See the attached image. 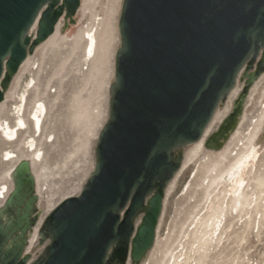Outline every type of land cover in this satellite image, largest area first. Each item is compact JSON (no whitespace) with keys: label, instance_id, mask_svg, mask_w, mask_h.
Here are the masks:
<instances>
[{"label":"water","instance_id":"95a60500","mask_svg":"<svg viewBox=\"0 0 264 264\" xmlns=\"http://www.w3.org/2000/svg\"><path fill=\"white\" fill-rule=\"evenodd\" d=\"M79 6L80 0H0V103L27 56L59 18L75 24ZM117 27L93 172L79 195L45 218L39 236L49 242L29 263L26 234L38 198L31 165L21 160L0 209V264H140L181 165L173 152L200 140L238 77L247 92L264 73V0H123Z\"/></svg>","mask_w":264,"mask_h":264},{"label":"rangeland","instance_id":"374dc122","mask_svg":"<svg viewBox=\"0 0 264 264\" xmlns=\"http://www.w3.org/2000/svg\"><path fill=\"white\" fill-rule=\"evenodd\" d=\"M122 1L81 0L76 25L66 29L63 19L61 26L69 31L39 45L10 82L0 121L13 126L23 117L28 129L20 130L15 142L0 135V205L2 189L10 187L8 173L23 159L33 162L35 155L32 172L44 220L61 201L80 194L93 172L94 148L108 117ZM80 32L95 35L93 54L86 39H74ZM236 86L220 102L206 142L222 134L219 127L244 86L239 77ZM245 96L235 125L220 139L221 148L182 147L184 168L165 190L153 247L140 264H264V149L240 181H229L227 174L263 134L264 73ZM39 106L44 107L41 130L34 132L29 118ZM6 152L13 154L9 161ZM48 242L37 243L29 263L41 257Z\"/></svg>","mask_w":264,"mask_h":264},{"label":"bare ground","instance_id":"6f19581e","mask_svg":"<svg viewBox=\"0 0 264 264\" xmlns=\"http://www.w3.org/2000/svg\"><path fill=\"white\" fill-rule=\"evenodd\" d=\"M80 2H81V0H80ZM118 2V1H117ZM116 3V2H115ZM119 3V2H118ZM118 5V4H117ZM80 8H81V5L79 6V9L77 10L78 12H77V14L79 13V10H80ZM113 8V7H112ZM118 8V7H117ZM109 9H111V8H109ZM114 11V10H113ZM108 23V22H107ZM64 24L66 25V26H68V21H66L65 22V20H64ZM74 25H76V23L75 24H73V26ZM61 26V25H60ZM59 26V27H60ZM59 27H58V29L56 28L55 29V31H54V33L52 34V35H50L44 42H47V41H50L54 36H63V35H65L68 31L66 30V31H62V33H61V27H60V29H59ZM70 27V26H69ZM87 32V31H86ZM105 32V31H104ZM106 33V32H105ZM108 33V32H107ZM91 34V33H90ZM89 33H79V34H77L76 33V35H75V38L74 39H76V40H82V39H86L88 42H87V51L89 52V54H93L94 53V47H95V44H96V41L97 40H95V35H93V34H91L90 35ZM105 35V34H104ZM108 37V36H107ZM105 39V38H104ZM53 40V39H52ZM109 40V39H108ZM43 42V43H44ZM50 43V42H49ZM53 43V42H52ZM103 43V42H102ZM42 44V43H41ZM40 44V45H41ZM98 45V44H97ZM101 45V44H100ZM39 46V45H38ZM37 46V47H38ZM36 47V48H37ZM98 47V46H97ZM106 47H107V45H106ZM106 47H104V49L106 48ZM35 48V49H36ZM35 51V50H34ZM103 52V51H102ZM34 53V52H33ZM101 53V52H100ZM32 55V54H31ZM31 56H29L25 61H24V63L22 64V66L23 65H25V63L28 61V59L30 58ZM30 61V60H29ZM21 66V67H22ZM24 67V66H23ZM20 69V68H19ZM19 73H20V71H19ZM263 75V74H262ZM13 78L14 77H12L11 78V81L13 80ZM236 85H237V81H236ZM235 85V88L231 91L232 93L234 92V90L236 89V86ZM244 86H245V84H244ZM244 86H243V89H242V92H240V97H239V99L237 100V104H236V107L238 108V105L240 104V103H238V102H243V98H245L246 96V94H247V92L249 91V89L251 88H249L248 90H247V92H245L244 90ZM7 91V90H6ZM231 92H229V94L231 93ZM245 92V93H244ZM228 95V94H227ZM229 96V95H228ZM226 98V97H225ZM248 98V97H247ZM4 99H5V93H4ZM4 99H3V101L0 103V106H1V104H3V102H4ZM245 100V99H244ZM244 103V102H243ZM243 103H242V108H243ZM247 103V101L245 102V104ZM220 104V103H219ZM245 104H244V107H245ZM218 107H219V105H218ZM217 107V108H218ZM236 107L234 106V108H233V110H232V112H231V114L233 113V118H232V120L228 123V124H224V126H223V128H222V130H223V132H222V134L220 135V136H218L215 140H214V142L212 143V141L211 140H207V142H206V138H207V136L213 131H211V132H209V130H210V128H211V125L213 124V120L215 119V115H217V110L215 111V113H214V117H212V119H211V121L209 122V124L207 125V127L205 128V130H204V132H203V135L201 136V138H200V140L199 141H197V142H195V143H192L191 145L190 144H188V145H190L189 147H187V149L186 150H188L189 148H191V147H208V148H212V149H209V150H211V151H214V150H218L219 148H221V143H220V139H221V137H226L225 135H226V133H227V130H228V128L231 126V125H235V119H236V116L237 115H239L240 113H241V110L242 109H236ZM42 110H44V107H42V106H39V108H36L35 110H34V113L30 116V118H29V121H31V124H32V128H33V131L34 132H36L35 130H37L38 129V131H40L41 130V112H42ZM230 116V114L227 116V117H229ZM217 117V116H216ZM242 119H243V114L241 115V117L239 118V120H238V122H237V124H236V128H238L239 127V125H240V123H241V121H242ZM225 120H226V118H225ZM224 120V121H225ZM6 121V120H5ZM5 121H0V135L3 137V138H5L6 140H8V141H11V142H15L16 140H17V138H18V133H19V131L20 130H22V129H28V124H27V121L23 118V117H17L16 118V124L15 125H13V126H10L7 122H5ZM223 121V122H224ZM215 129V128H214ZM263 130H264V128H263ZM37 131V132H38ZM214 134H216V133H214ZM228 138L229 137H227V139H226V141L228 140ZM254 143H253V145L251 146V148H250V150L247 152V150H246V154L244 155V156H242V157H240V159H238L237 161H236V164H235V166H233V168L232 169H229V173L227 172V174H229V176H228V179H229V181L231 180L232 182L233 181H240L241 180V177H242V175H243V173H244V171H245V169L248 167V165H249V162H250V160H255L257 157H258V155H259V153L264 149V131H263V134L262 135H259V136H257V138L253 141ZM187 146V145H186ZM182 147H184V146H182ZM182 147H180V148H178V149H176L174 152H173V155L175 156V157H181L182 158V153H181V149H182ZM6 154V157H7V159H6V161H9V160H11L12 158H13V154L11 153V152H6L5 153ZM242 154V153H241ZM243 155V154H242ZM36 157H37V155H35L34 157H33V162H31V160H28V159H25V160H27L29 163H30V165H31V168H32V166H33V164H34V162H35V159H36ZM22 158V157H21ZM29 158V157H28ZM24 160V159H23ZM37 160V159H36ZM20 162V161H19ZM17 165V164H16ZM15 165V166H16ZM15 166L11 169V171L8 173V178H9V182H10V187L8 188V187H4L2 190H3V192H2V199H3V203L5 202V200H6V198H7V196L10 194V192H11V190H12V180H11V177H12V172H13V170H14V168H15ZM231 167V166H230ZM184 168V163L182 164V165H180V168H179V170L177 171V173L174 175V177H173V180H171L172 182L175 180V178L177 177V175L179 174V172L182 170ZM231 170V171H230ZM228 171V170H227ZM170 181V182H171ZM37 181H36V179H35V183H36ZM236 183V182H235ZM241 183V182H240ZM169 185V184H168ZM238 185V184H237ZM36 186H37V183H36ZM239 187H240V184L238 185ZM35 193H36V196H37V198L39 199V194H38V192H37V187H36V190H35ZM165 196V195H164ZM70 198V197H69ZM67 199V198H66ZM65 200V199H64ZM62 202V201H61ZM3 203L0 205V209L3 207ZM38 210L35 208L34 209V212L32 213L33 214V217H34V219H35V226L29 231V232H27V234H26V239H27V245H26V249H25V253L27 254V255H31L33 252H34V250H35V248H36V245H37V243L39 242L40 244H41V240H42V238L39 236V228L42 226V222H43V220H44V218H43V207H42V205H41V203H40V201L38 200ZM54 210V209H53ZM37 211H38V213H37ZM50 212V211H49ZM48 212V213H49ZM0 215L2 216V220H5V215L2 213V211H1V213H0ZM48 216V215H47ZM140 220V219H139ZM139 220L135 223V224H137L138 222H139ZM157 230V229H156ZM155 237H156V233H155ZM155 241V240H154ZM152 249V248H151ZM147 255V254H146ZM37 259V258H36ZM35 259V260H36ZM34 261V260H33ZM30 262V261H29ZM128 262H131V261H129L128 260ZM127 262V263H128Z\"/></svg>","mask_w":264,"mask_h":264},{"label":"built area","instance_id":"2783aa9c","mask_svg":"<svg viewBox=\"0 0 264 264\" xmlns=\"http://www.w3.org/2000/svg\"><path fill=\"white\" fill-rule=\"evenodd\" d=\"M38 19H39V17L35 20V22H34V24H33V26L30 28V30H29V33H28V35L31 37V38H34L35 37V34H36V30H37V22H38ZM63 20V16L61 17V18H59V20H58V22L56 23V25H55V27H54V31H55V29L57 28L58 29V27L60 26V25H62L61 24V21ZM75 22H76V19H75ZM71 26V25H70ZM61 28H62V26H60ZM60 27H59V29H60ZM29 57V55L27 56V58Z\"/></svg>","mask_w":264,"mask_h":264}]
</instances>
